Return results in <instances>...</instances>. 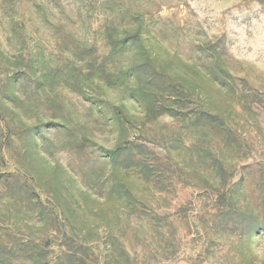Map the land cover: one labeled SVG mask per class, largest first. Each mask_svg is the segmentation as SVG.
Masks as SVG:
<instances>
[{
	"label": "rangeland",
	"instance_id": "obj_1",
	"mask_svg": "<svg viewBox=\"0 0 264 264\" xmlns=\"http://www.w3.org/2000/svg\"><path fill=\"white\" fill-rule=\"evenodd\" d=\"M259 17L0 0V264H264Z\"/></svg>",
	"mask_w": 264,
	"mask_h": 264
},
{
	"label": "clouds",
	"instance_id": "obj_2",
	"mask_svg": "<svg viewBox=\"0 0 264 264\" xmlns=\"http://www.w3.org/2000/svg\"><path fill=\"white\" fill-rule=\"evenodd\" d=\"M259 26L260 35L257 37H254V46L251 48L250 52L248 53V59L245 61V63L254 69L256 72L264 74V62H261L260 55L264 53V18L259 17L258 21L253 22L252 27L248 26H240L237 27L239 29H247L252 30L257 28ZM227 36L230 41H235L234 46L230 49L229 53H231L232 49H234L237 45V41L233 39L232 35H228L227 33L220 37L223 38L224 36ZM254 255L257 257L259 261H264V253H262L260 250H257L254 252Z\"/></svg>",
	"mask_w": 264,
	"mask_h": 264
}]
</instances>
